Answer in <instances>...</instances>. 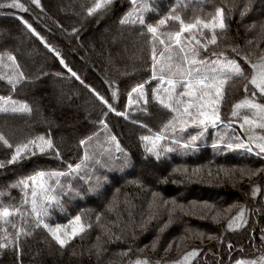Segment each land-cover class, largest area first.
<instances>
[{
	"label": "trees",
	"instance_id": "trees-1",
	"mask_svg": "<svg viewBox=\"0 0 264 264\" xmlns=\"http://www.w3.org/2000/svg\"><path fill=\"white\" fill-rule=\"evenodd\" d=\"M10 2L0 0V5ZM21 2L29 9L27 12L7 6L0 7V53L7 51L14 54L30 80L19 85L15 92H12L6 81L0 80V95L11 93L14 99L26 102L32 111L0 114V132L13 144L32 135L50 132L61 149L63 160L76 163L83 154V149L78 145L79 139L96 131L95 122L100 119L102 110H105L90 90L72 77L59 63V59L25 27L19 19L22 16L49 44L61 52L69 67L86 84L105 98L110 99L112 95L105 81L114 82L113 87L119 89V97L115 101L110 99V102L118 111H128L131 118L124 119L109 113L106 119L127 153L129 163L122 169L98 167L96 174L106 176L107 180L102 179L97 192L94 194L90 191L92 194L88 195V185L80 181L81 196L72 199L65 197L63 210H53L49 220L50 223L67 224L73 216L81 214L82 221L90 223L91 228L63 247L46 230H36L33 235L21 238L19 250H0V264H109V261L128 264L138 257H147L153 263L156 260L174 262L193 248L199 249V252L191 264H229V243L233 245L232 261L240 258L255 259L264 253L260 240L261 229H264V172L250 178H241L239 171L264 167V160L239 150L216 153L211 147L210 135L207 143L202 144L198 151L187 154L172 152L157 160L145 152L139 137L148 133L131 121L142 120L158 130L168 114L151 100L149 85L146 88H149L150 116L134 111V107H126L127 92L132 85L148 78L151 63L148 37L139 34L141 29L138 26L119 24L120 17L130 7L129 0H115L110 11L91 16L87 15L86 9L93 0H40L42 8L32 4L31 0ZM174 2L154 0L153 6L163 14ZM225 2H235L238 7L229 21L230 41H221V47L215 50L223 49L232 56L234 54L230 49L224 47L226 43L239 44L247 51L246 41L252 40L259 44L255 49L256 55H259L260 49H264V39L260 35V25L264 24V0H253L252 10L243 19L239 10L247 0H207L202 13L193 12V6L190 5L183 10V16L186 20L196 14L203 17L205 13L212 12L215 6ZM146 19L154 22L158 17L150 13ZM251 24H255V27L249 28ZM73 28L78 31L73 33ZM241 63L247 70L248 66L242 60ZM42 71L47 75L41 76ZM244 83L243 80H237L234 82L235 87L230 89L227 103L221 108L222 119L225 121L230 118L231 105L244 97ZM154 86L155 81L151 84V87ZM233 128L241 133L239 122L234 123ZM10 155L11 150L0 144V160H7ZM119 163L116 161V164ZM177 167H186L187 174L173 171ZM47 168L63 169L64 164L51 156L38 155L6 165L0 169V190L7 189L10 183L21 176ZM193 169L199 171L194 174ZM226 172H230L231 176L226 175ZM257 185L260 191L253 196V187ZM153 192L186 206L191 202H207L218 209L236 205L231 214L244 206L248 210V223L234 231L226 230L228 217H221L217 223L210 218H201L199 212L184 214L177 211L173 214L172 222L160 232L159 229L168 222L167 211L161 210L159 217L153 219L146 230H141L138 225L147 213ZM10 196L15 199L10 200L6 196L3 198L5 203H17L21 193L19 189L13 188ZM114 196L116 202H113ZM110 203H113V211L108 209ZM129 211L135 223L121 233L120 227L129 222ZM97 214H102L100 223L111 227L112 233L122 237L120 240L109 238L97 224ZM118 214L122 217L120 227L111 223L117 220ZM133 232L135 239L132 237ZM193 233L205 235L203 239L192 238ZM98 236L104 249L99 257L93 247L97 244ZM181 236L185 237L183 241L176 239ZM208 236L217 239H208ZM157 237L159 242L153 250L150 245ZM174 240L176 242L172 244V249L165 252L168 244ZM145 245L149 247L145 248ZM129 247L132 251L127 256L116 255ZM138 249L144 251L139 252Z\"/></svg>",
	"mask_w": 264,
	"mask_h": 264
},
{
	"label": "snow or ice",
	"instance_id": "snow-or-ice-1",
	"mask_svg": "<svg viewBox=\"0 0 264 264\" xmlns=\"http://www.w3.org/2000/svg\"><path fill=\"white\" fill-rule=\"evenodd\" d=\"M207 0H175L169 9L161 14L158 8L154 7V0H129L130 7L120 17L121 26H138L140 35L148 37L147 44L150 52V75L147 79L135 83L127 92V108L142 112L150 116L149 112V88L151 100L161 109L166 110L168 116L163 120L158 130L149 127L142 120H132L145 129L148 134L139 137L146 153L151 154L157 160L172 152L198 151L202 144L207 143L209 130L212 129L211 147L216 153H227L241 151L246 154H254L255 157L264 160V49H260L256 55L255 49L258 43L252 40L246 41L248 48L239 44L228 42L224 45L234 54L229 56L221 47V41H230L228 36L231 17L237 10L238 5L233 3H222L214 7L212 12L193 15L187 20L183 16V10L193 6V12H203V5ZM31 3L42 8L40 0H31ZM115 0H93L86 13L91 16L96 13L103 14L110 11ZM253 0H247L239 10L243 19L252 10ZM27 12L29 9L21 0H11L7 5ZM154 13L158 17L154 22L146 19L148 14ZM25 27L48 48L58 59L59 63L71 74L80 84L84 85L103 105L101 117L95 124L96 131L91 132L79 139L78 145L83 149V154L76 163H68L63 160L60 147L54 142L50 132L48 134L32 135L18 143H11L4 133L0 132V144L11 150L10 158L0 160V169L6 165L19 163L38 155L51 156L64 164L63 169L47 168L39 169L31 174L21 176L10 183L5 190H0V250H19L22 237L33 235L36 230H46L60 246L68 244L69 240L75 238L91 228L90 223L82 221L81 214L73 216L67 224L50 223L52 211L63 210L65 197L72 199L81 196L80 181L88 185L86 191H96L101 187L102 179L107 177L97 175V168L114 167L123 168L129 163L127 153L121 147L117 136L111 131L107 122L109 113H114L124 119H130L128 111H118L110 99L115 101L119 97V89L113 87L112 81H105L111 89V98H105L91 85L85 83L80 75L74 71L63 59L61 52L49 44L45 38L33 27L31 23L22 16L19 17ZM254 28L255 24L248 26ZM78 29L73 28L72 32ZM260 35L264 39V24L260 25ZM253 57H255L253 59ZM239 58V59H238ZM241 60L248 66L246 70ZM41 76L47 75L43 71ZM60 76V73H55ZM0 80L6 81L15 92L19 85L29 82L17 58L11 52L0 53ZM237 80L245 81L243 85L244 97L231 105L230 118L222 119L221 108L227 103V96L230 89L235 87ZM155 81V86L151 87ZM251 86V87H250ZM244 110L247 114H241ZM31 107L24 101L13 98V95H0V113H31ZM236 118V119H232ZM239 122L242 135L237 134L233 124ZM191 129V131H189ZM116 153H120L117 156ZM116 161H120L116 164ZM173 171L187 174L186 167H177ZM199 169H193V173ZM241 178H249L264 172V167L255 169H240ZM226 175L231 176L230 172ZM19 189L20 200L17 203H5L4 197L10 196L11 189ZM119 189H117V192ZM259 186H254L252 195L259 192ZM116 202V197H113ZM127 203V201H126ZM131 207V205H130ZM236 205H230L226 209H218L214 205L204 202L196 204L191 202L188 206L179 204L175 199H164L160 193L153 192L152 200L148 204L147 213L142 217L138 227L146 230L147 225L157 219L161 210H166L168 222L159 231L163 232L168 224L172 222L173 214L177 211L184 214H196L199 212L201 218H210L219 222L221 217H228L226 230H237L248 223L247 209L240 206L235 214H231ZM110 211L114 210L113 203L108 205ZM129 222L120 227L122 217L118 214L117 220L111 222L120 227L124 233L135 221L131 220L132 212L129 211ZM102 214H97L96 222L100 225L110 239L120 240L122 237L112 233L111 227L101 224ZM11 229V231H9ZM70 229V231H69ZM203 233H193L192 238H204ZM135 239V232L132 233ZM208 239H217L208 236ZM183 241L185 237L176 238ZM261 244L264 246V229H261ZM159 242L157 237L151 242L150 247L155 250ZM170 242L165 252L172 249ZM96 255L102 253L103 246L100 237H97V244L93 245ZM149 245H145L148 248ZM179 247V245H177ZM229 250V264H264V253L255 259H236L232 261L231 251L233 245H227ZM132 248L121 250L116 255L127 256ZM143 252L144 249H138ZM199 249L193 248L178 261L156 260L155 264H190ZM109 264H119L118 261H109ZM128 264H153L147 257L130 260Z\"/></svg>",
	"mask_w": 264,
	"mask_h": 264
},
{
	"label": "rangeland",
	"instance_id": "rangeland-1",
	"mask_svg": "<svg viewBox=\"0 0 264 264\" xmlns=\"http://www.w3.org/2000/svg\"><path fill=\"white\" fill-rule=\"evenodd\" d=\"M259 102H264V99H260L259 100ZM133 107H135V106H133ZM0 114H22V113H12V112H8V113H0ZM242 115L243 114H247L244 110H242V113H241ZM210 130H212V129H210ZM213 132V131H212ZM212 132H209V135L212 137ZM237 132H239V131H237ZM236 132V133H237ZM241 133H242V130H241ZM240 132L239 133H237V134H241ZM118 153H116V155H117ZM94 192V194L97 192V191H92V193ZM90 191H88L87 192V194L88 195H91L92 194ZM55 210H60V209H55ZM51 218H52V216H51ZM69 231H70V229H69ZM50 234V233H49ZM51 235V234H50ZM70 241V240H69ZM193 259H194V257L191 259V262H190V264L192 263V261H193ZM153 264H155V263H153Z\"/></svg>",
	"mask_w": 264,
	"mask_h": 264
}]
</instances>
